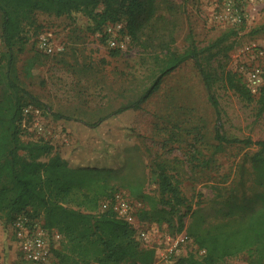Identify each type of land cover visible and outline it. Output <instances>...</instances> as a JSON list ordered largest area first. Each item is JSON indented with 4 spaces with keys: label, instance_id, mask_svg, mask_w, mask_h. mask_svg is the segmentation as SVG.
<instances>
[{
    "label": "rangeland",
    "instance_id": "rangeland-1",
    "mask_svg": "<svg viewBox=\"0 0 264 264\" xmlns=\"http://www.w3.org/2000/svg\"><path fill=\"white\" fill-rule=\"evenodd\" d=\"M244 8L243 23L233 25L221 19L223 0H155V12L136 38L118 36L120 49L109 46L108 25L83 12L58 17L36 11L37 27L14 48L11 74L21 88V101L39 109L43 128L39 133L28 119L22 139L49 142L53 153L72 165L115 169L113 189L129 195L131 188L140 187L148 197L139 200L142 208L162 203L155 170L160 163L191 207L184 218L188 234L245 216L260 205L264 193L245 159L257 147L215 139L219 128L227 139L264 140L258 96H243L230 82L246 92L247 70L254 63L264 66L263 60L242 52L252 45L264 50V3ZM2 22L0 11V78L7 69ZM49 31L61 48L54 55L38 46V38ZM191 44L199 51L196 59L163 76L138 108L117 113L151 87L168 49L181 54ZM230 198L240 206L227 217ZM185 211L182 207L180 212ZM147 262L136 257L127 264ZM248 262L245 251L221 264ZM0 264H30L22 259L12 228L2 223Z\"/></svg>",
    "mask_w": 264,
    "mask_h": 264
},
{
    "label": "trees",
    "instance_id": "trees-1",
    "mask_svg": "<svg viewBox=\"0 0 264 264\" xmlns=\"http://www.w3.org/2000/svg\"><path fill=\"white\" fill-rule=\"evenodd\" d=\"M0 11L3 15L1 37L7 56L4 66L7 69L0 78V223L11 227L18 216L28 215L41 221L45 228L56 229L63 240L53 251L54 264H127L136 257L148 259L146 264H152L153 252L141 248L134 228L112 211L99 210L101 202L117 192L110 183L117 176L115 169L92 164L72 165L59 152L53 153L49 142L22 139V108L28 104L21 101V88L11 72L14 48L28 40L26 33L30 28L37 27L36 11L58 17L80 11L104 26L123 23V33L136 38L154 14L155 0H0ZM227 36L218 40L223 41ZM198 55L193 44L181 54L168 49L151 87L117 113L138 108L158 88L163 76ZM230 82L243 96L253 97L247 87L244 92L232 79ZM258 99L264 111V86ZM213 105L216 106L215 101ZM215 139L220 144L256 146L257 150L245 159L256 182L264 185V140L227 139L219 128ZM155 170L162 203L143 207L137 216L141 221L165 224L171 233H180L184 231V218L191 207L174 176L160 163L155 164ZM129 197L141 202L148 198L140 187L131 188ZM259 199L257 208L249 209L248 214L249 210L236 221L213 224L201 232H186L204 254L190 252L180 263L221 264L248 251V264H264V193ZM227 205V217H232V209L240 206L232 203L231 198ZM182 207L186 209L183 213Z\"/></svg>",
    "mask_w": 264,
    "mask_h": 264
},
{
    "label": "built area",
    "instance_id": "built-area-1",
    "mask_svg": "<svg viewBox=\"0 0 264 264\" xmlns=\"http://www.w3.org/2000/svg\"><path fill=\"white\" fill-rule=\"evenodd\" d=\"M264 0H223L224 17L221 19L241 25L246 18L245 5L257 8ZM108 25V26H107ZM105 29L108 34V44L111 48H123L118 36L123 33V23H108ZM39 48L46 54L54 55L61 51L54 33L49 31L38 38ZM244 55H250L253 60L264 61V50L252 45L242 50ZM246 85L252 96H259L264 86V66L254 63L246 72ZM35 122L36 130H42L39 109L27 105L22 108V126L28 119ZM142 209L141 203L131 199L124 192H116L112 197L101 202L100 211H112L114 215L127 222L135 230V238L141 248L153 252L152 264H181L180 260L190 252L204 254L199 250L193 239L185 231L171 233L164 225L141 221L137 213ZM12 235L22 259L30 264H54V250L59 248L63 240L56 229L45 228L38 219L28 215H20L11 225Z\"/></svg>",
    "mask_w": 264,
    "mask_h": 264
}]
</instances>
